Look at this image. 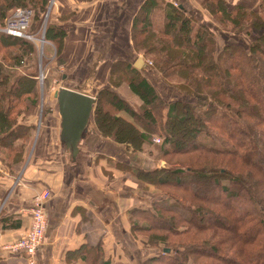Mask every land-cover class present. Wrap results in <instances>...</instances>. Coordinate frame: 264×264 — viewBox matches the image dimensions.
Segmentation results:
<instances>
[{"label":"trees","instance_id":"16d2710c","mask_svg":"<svg viewBox=\"0 0 264 264\" xmlns=\"http://www.w3.org/2000/svg\"><path fill=\"white\" fill-rule=\"evenodd\" d=\"M51 2L0 0V28H5L4 20L12 10L28 9L34 14L33 30L28 34L40 38ZM259 3V9L249 13L242 5L230 10L226 0L201 3L213 16L222 17L232 33L259 35L250 41L248 50L224 46L222 52L211 29L203 24L195 29L198 20L187 15L184 8L165 0H148L139 9L131 33L134 50L152 60L164 77L178 79L176 87L190 100L196 99L195 104L181 100L166 106L143 70L124 60L112 64V85L98 92L94 119L103 137L140 151L146 145L154 146V136H159L163 141L157 146L162 152L158 158L162 160L199 152L228 157L248 170L237 173L229 168L198 166L135 169V178L145 186L172 188L179 193L164 191L165 201L153 208L141 205L130 211L132 235H144L148 238L145 247L159 250L146 255L141 264H261L255 259L264 258V0ZM50 10L45 39L56 47L51 64L59 71L66 31L53 21L54 4ZM158 10L164 13L162 30L154 27L153 13ZM249 20L252 22L247 27ZM35 45L0 32V165L9 176L13 174L2 161L8 167L14 165L15 173L25 165L41 114L38 74L15 72L35 59ZM44 81V91L49 90L51 81ZM124 83L139 97L141 111L116 92L115 85ZM42 110L45 120L51 110ZM123 113L134 122L123 119ZM179 137L192 144L179 147ZM202 137L212 138L224 148L210 147ZM202 189L216 191L220 199L208 197ZM214 217L217 220L213 224L207 223L205 218ZM10 222L13 220L0 216L1 230L5 231ZM80 252L85 264H114L105 260L101 241L86 244Z\"/></svg>","mask_w":264,"mask_h":264},{"label":"crops","instance_id":"0c3cea01","mask_svg":"<svg viewBox=\"0 0 264 264\" xmlns=\"http://www.w3.org/2000/svg\"><path fill=\"white\" fill-rule=\"evenodd\" d=\"M147 1L55 3L53 21L66 31L61 51L63 81L58 88L42 93V109L47 107L51 112L45 120L41 112L25 165L15 176L5 173L0 178V216L13 220L6 224L5 231L0 227V264H26L9 247L30 229L29 209L43 192H50L52 197L45 204L48 228L36 264H85L80 251L86 244L100 241L106 261L134 264L139 243L131 233L129 214L144 205L146 184L134 176L133 150L102 136L94 119L97 100L82 131L70 133L55 94L68 89L98 99V92L112 85V63L124 60L136 68L141 57L133 47V19ZM165 1L202 20L203 0ZM226 1L234 7L232 10L238 5L256 10L260 5V0ZM142 70L152 84L154 72L147 65ZM115 86L122 99L134 105L130 90ZM120 116L134 122L126 113Z\"/></svg>","mask_w":264,"mask_h":264},{"label":"rangeland","instance_id":"374dc122","mask_svg":"<svg viewBox=\"0 0 264 264\" xmlns=\"http://www.w3.org/2000/svg\"><path fill=\"white\" fill-rule=\"evenodd\" d=\"M55 3H56V0H54V5H55ZM229 7H230V10H232L234 8V7H231L230 4H229ZM21 9L12 10L7 15V18L4 20L3 25H5V23L7 22V19L9 17H11L13 15V13L16 12V10H21ZM201 10H202V13L204 15L202 17H200V19H202L203 21L202 20H198V21L194 20V21H196V25H194L195 29H197L198 27H201L202 24L208 26L211 29V31L214 33V35L216 37V47L221 52H222L224 46H232V47L239 46V47H243L246 50H248L250 48V46H248V45L250 44V41L254 38V36H255V38H257V36L259 37V35L254 33V32H252V34H251L253 36H250V37H248L246 33L234 34L231 32V28L228 25H226V26L224 25V23H223L224 20L222 19V17H220L218 15L213 16L209 12L208 8L205 6L202 7V5H201ZM246 10L248 11V13H249V11H252L251 9H246ZM187 15L190 16L191 14L187 13ZM49 19L50 18L47 19V23H48ZM153 21H154L155 30H162L164 28L165 21H164V13L162 10H158V11H155L153 13ZM251 22H252V20H249V23H247V27L250 26ZM47 23H46V18H45V22H44L45 25H43V27H42L40 38H34L35 40L32 41L36 44L35 47H37V50H36L37 54H36L35 59L31 60L30 62L28 61V63L25 62V64H23L22 67L15 70V72L17 74H23L26 72L27 73L33 72V73L38 74V79H39V82L41 83V86H40L41 87V94H40L41 103H40V107H39V110H40L39 114H40V112H42V107H43V105H42L43 104L42 93L44 91L43 90L44 89V83H45L44 80L48 79L49 81H51V86H48V87H50V89H52L53 87L58 88L61 85V81H63L62 79L60 80V77H61L60 70L55 71L53 65L51 64L52 60H54V57L57 55L55 45L53 43H52L53 44L52 45L47 40L45 43H42V41H41L42 37H45V31L47 30V25H48ZM223 27L227 30H225ZM3 29L4 28H0L1 33H2ZM31 29L33 30L32 24H31V28H30L29 32L31 31ZM227 31H229V32H227ZM139 54H140L139 56L141 57V59H143L145 66L147 65L150 68V70L152 72H154L153 73L154 76L156 75V77H154L155 79H153L154 81L152 80V84L155 87L156 91L161 96L162 101L164 102V104L166 106L175 102V101H181V100L184 101L185 103L188 102V103L195 104L196 99L190 100L185 93L179 91L178 86L176 87L177 83L179 82L177 77H176L177 81H174V80L172 81L168 77H164V75L156 68L155 64H153L152 60L148 59L144 55L143 52L139 53ZM51 57H53V58H51ZM50 64H51V66H49ZM61 66L62 65H60L59 69L62 68ZM119 73L120 72H118V75H120ZM153 74H152V77H153ZM143 75L145 76L144 73H143ZM145 78H147V76H145ZM110 79L113 82V79L111 78V72H110ZM64 82L62 83V85L64 84ZM42 83H43V86H42ZM127 87L128 86L124 83L121 87H118V88L121 90H126V89H128ZM129 93H130L131 102L134 103V105H132V104L131 105L135 108V110L137 112L141 111L140 106L142 105V102L140 101L139 97H136L130 91H129ZM167 110L168 109H166L164 111V116L167 115ZM40 117H42L41 114H40ZM154 141H155L154 146H148L147 147V145H146L140 151H135L132 149L133 150L132 161H133L135 169H138V170L143 169V170H147V171H153L154 169H160V170L167 169V170H169L170 168H172V166L182 167V168L185 166H193L194 168H196L198 166L197 168H203L204 167V168H208V169H211V168L228 169L229 168V169L234 170L237 173H240V171H244V172L248 171V170L242 169L243 167H241L240 164L232 163L228 157L221 158V157L213 156V155L209 156V155L199 153V152H197V154L196 153L182 154V155L177 154L175 156H171L165 160H162V159L158 158V155L160 156L162 152L160 151V149L157 146H160L162 144L163 140H162V138L160 139L159 136H154ZM201 141L203 143H206L210 147H215V148H220V149L224 148L218 141L213 140L212 138L208 139L207 137H202ZM176 142L179 143L178 146L181 148L182 147L188 148L192 144L191 142H189V140H187V141L184 140L183 137L182 138L179 137ZM28 157H29V153L27 155V158ZM0 158H1V156H0ZM2 163H3V165H5L10 170V171L8 170V172L13 174L12 176L16 175V173H15L16 168L14 169V167H15L14 165L8 167L7 166L8 163L5 160H3ZM163 166H166L167 168L164 169ZM4 174H5V170L0 165V177H1V175L3 176ZM7 175H9V174L7 173ZM171 180L174 181L173 178H171ZM197 188H198V186L196 187V190H197ZM164 191L167 193L170 192V193L176 194V195L179 194L175 190H173L172 188L161 189V188L154 187L153 185L150 184L148 186H145V192L146 193H144L143 195L146 198V200H145L144 205H148L150 208L151 207L153 208L154 207L153 205L155 203L162 202V201H165L166 199H168L167 197H165ZM201 191L205 192L206 195L210 198H214L216 200L220 199L219 198L220 196L216 191L210 192V191H206L203 189ZM50 199H51V197H50ZM234 207H236L235 204H234ZM237 208H238V206H237ZM237 215H238L237 217L241 218L242 208L238 210ZM205 219H206L207 223L209 220L210 224H213V222H215L217 219H219V217L217 216V219L215 217L213 219H210V218H205ZM134 237L138 240V243H139L138 244L139 245V252L136 255L134 253V264H141L146 255L153 254L154 252L157 253V251L159 252L158 249L156 250L153 248L145 247V243H146V241H148V238L145 237L144 235H142L140 237H136V236H134ZM134 241L135 240L133 238V243H135ZM134 245L135 244H133V248H134ZM128 253H129V251L125 252L124 254L127 255ZM255 260H257V262H259L261 264H264V258L263 257L257 258ZM114 264H119V262L118 261L114 262Z\"/></svg>","mask_w":264,"mask_h":264},{"label":"built area","instance_id":"2783aa9c","mask_svg":"<svg viewBox=\"0 0 264 264\" xmlns=\"http://www.w3.org/2000/svg\"><path fill=\"white\" fill-rule=\"evenodd\" d=\"M33 16V11L28 9L16 10L7 19L2 33L34 41V37L27 32L31 27L30 24ZM50 197H52L50 192L41 193V197L29 209L31 218L30 229L24 237L9 247L10 250L24 258L26 264L36 263L38 252L44 244L45 234L48 228L45 204L49 201Z\"/></svg>","mask_w":264,"mask_h":264},{"label":"water","instance_id":"95a60500","mask_svg":"<svg viewBox=\"0 0 264 264\" xmlns=\"http://www.w3.org/2000/svg\"><path fill=\"white\" fill-rule=\"evenodd\" d=\"M53 4L54 0H52L51 5L49 7V13L46 16V23L47 19L50 16V9ZM41 41L42 43H45V37H42ZM136 64L137 69L141 70L145 67L144 61L141 58L138 59ZM55 95L59 100L60 110L62 111L64 120L67 122V124H69L68 130L70 131V133H80L83 127L86 125L89 114L92 110L91 106L95 103L97 98L93 99L83 94L80 95L68 89L60 90ZM163 168L165 169L167 167L163 166Z\"/></svg>","mask_w":264,"mask_h":264}]
</instances>
